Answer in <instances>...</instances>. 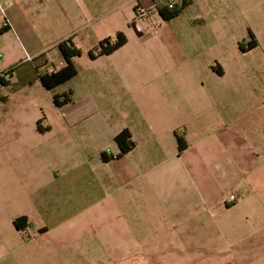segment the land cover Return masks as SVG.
<instances>
[{
	"label": "rangeland",
	"instance_id": "obj_1",
	"mask_svg": "<svg viewBox=\"0 0 264 264\" xmlns=\"http://www.w3.org/2000/svg\"><path fill=\"white\" fill-rule=\"evenodd\" d=\"M156 1H160L158 5L179 2L68 0L67 7H56L52 0L44 1L47 5L39 7L37 1L23 0L22 11L29 12V21L0 33V75L7 81H0V96L7 97L4 105H0V167L15 162L11 158L7 162L5 152L17 158L25 152V167L33 166L27 149L33 143L30 132L35 119L69 115L64 104L53 105L50 95L73 81L46 89L37 76L62 65L56 42L67 36L80 51L73 57L79 75L90 66L103 72L112 65L123 71L160 67L193 69V79L206 91L215 87L225 102L218 110L220 118L226 115L235 123L247 118L243 131L247 130L249 144L262 142L264 153V105L256 103L264 96V0H192L184 13L168 21L154 13ZM19 3V0H0L3 10ZM208 4L220 8L205 10ZM138 5L152 11L135 15L133 8ZM193 14L207 24L215 23L221 37L217 41L209 40L204 27H189L187 22ZM1 16L0 12V19ZM174 23L181 31L187 27L184 33L178 32L183 44L178 47L188 57L185 62H180V52L168 34ZM116 30L123 32L125 42L110 55L91 61L87 50L102 37L112 40ZM15 33L23 43L22 50L13 61L5 63V46L17 40ZM254 36L258 40L255 47L246 51L237 48L236 40L248 43ZM213 58L225 69L221 77L207 67ZM103 75L102 85L98 82L96 91L101 90L100 86L108 90L109 76ZM188 84H193L192 78ZM113 115L112 112L109 116ZM254 164L252 156L248 162L250 168L241 173L235 169L213 173L207 186L203 184L197 190L202 211L195 217L186 216L181 222L163 218L154 200L146 204L138 201L131 208L121 207L116 220L101 222V218L78 216L62 222L60 214L69 215L76 205L67 206L64 196H59L54 207L65 206L67 213L55 211L56 215L43 222L50 227L46 234L38 233L33 225L20 230L12 218H8L6 228L3 223L0 248H7L8 252L0 256V264H46L48 251L35 252L36 248H52L51 264H264V163L258 170L251 168ZM229 193L235 195L231 203L226 202ZM140 195L138 191V200ZM214 195H218L220 205L212 203L210 197ZM188 206L184 204V209Z\"/></svg>",
	"mask_w": 264,
	"mask_h": 264
},
{
	"label": "crops",
	"instance_id": "obj_2",
	"mask_svg": "<svg viewBox=\"0 0 264 264\" xmlns=\"http://www.w3.org/2000/svg\"><path fill=\"white\" fill-rule=\"evenodd\" d=\"M34 1L40 7L47 5L44 1L52 0ZM185 1L187 3L176 15L165 20L177 18L193 2ZM19 2L3 10L8 21L5 31L29 21V12L24 14L22 11L23 0ZM156 2L153 3V11L160 16L156 7L160 1ZM167 2L178 5L173 1ZM55 5L67 7L68 0H55ZM216 7L208 4L205 10H215ZM148 10L149 13L152 11L151 8ZM206 22L193 14L187 24L192 28L204 27L208 30L206 34L209 40L217 41L221 37L218 33L220 28L215 23ZM173 25L168 34L180 52V62H185L188 57L178 47H183L178 39L181 28L177 27V23ZM186 28H182L181 32L184 33ZM15 36L17 40L13 39L4 45L5 63L13 61L14 56L22 50L23 43L16 33ZM253 40L255 45L250 48H246L247 43L236 40L237 48L240 51L249 50L258 44L256 36ZM238 43L243 49L238 47ZM114 50L88 57L91 61L97 60ZM207 67L216 76L221 77L225 73L216 58L208 62ZM104 73L109 76L108 90L100 86L101 90L96 91V84L99 82L102 85ZM194 73L191 68L170 67L144 70L129 68L123 71L112 65L105 72L90 66L79 75L76 69V73L70 77L73 81L71 85L57 91L71 90L70 101L64 103L69 115L44 120L37 117L39 128L35 125L37 118L34 121L30 132L33 143L27 149L33 159V166L25 167V152L20 158L10 152L3 154L7 162L10 158L15 162L0 167V228H3V223L7 227L8 218L23 215L25 219L20 230L33 225L38 233L46 234L50 227L43 225V222L56 215L55 211L66 212L65 206L54 207L59 196H64L67 206L76 205L69 215L60 214L62 222L78 216L101 218V222L116 220L121 215V207L131 208L138 201L146 204L152 200L160 207L163 218L181 222L186 216L195 217L202 211L197 190L203 184L207 186L213 173L230 169L241 173L250 168L248 162L252 156L255 164L251 168L257 169L264 163L263 145L262 142L249 144L245 134L247 130L244 128L243 131L247 118H240L237 123L226 115L220 118L218 110L223 107L224 101H221L218 90L215 87L204 90L202 84L193 79ZM189 78H192L193 84L187 85ZM6 99L0 96V105L3 106ZM259 102L264 105V96L256 101ZM112 112L114 115L110 117ZM123 127L129 130L132 147L118 157L102 160L100 152L113 154L117 151L113 135ZM174 132L185 141L184 148L179 152L176 151ZM138 191L141 192L139 200L136 196ZM210 198L212 203L220 205L218 195ZM184 204L189 205L187 210ZM47 251L46 264H51L52 248L35 249V252ZM6 252L7 248H0V256Z\"/></svg>",
	"mask_w": 264,
	"mask_h": 264
},
{
	"label": "trees",
	"instance_id": "obj_3",
	"mask_svg": "<svg viewBox=\"0 0 264 264\" xmlns=\"http://www.w3.org/2000/svg\"><path fill=\"white\" fill-rule=\"evenodd\" d=\"M187 3L185 0H180V3L177 6L166 7L165 5H157V11L163 19H168L176 15L180 9ZM135 7V6H134ZM134 9V8H133ZM8 28V25L0 27V33L5 31ZM125 42V36L122 31L116 30L114 32V38L109 39L108 36L102 37L97 40L96 44L87 50L89 57H95L100 54L109 53L112 50L116 49ZM255 45L253 38H251L246 48H250ZM56 47L63 59L61 66L55 69L45 70L37 74L40 84L46 89H54L58 84H61L76 73V67L73 61V57L80 53L79 48L74 45L70 36L62 38L56 42ZM238 47L243 49L242 46L238 43ZM213 67V66H212ZM220 72V70H217ZM4 80V81H3ZM0 81L7 83V81L0 75ZM51 101L55 106H61L64 103L70 101L71 99V90L67 89L66 91L57 92L53 91L50 95ZM35 125L39 128V118L35 121ZM176 140V151L179 152L185 146V141L182 136L174 132ZM113 140L117 146V151L115 153H109L102 151L100 152V158L102 160H107L112 157H118L133 145V141L130 138L129 130L126 127L121 128L113 135ZM25 217L23 215L16 216L13 218V223L16 227H20L24 224Z\"/></svg>",
	"mask_w": 264,
	"mask_h": 264
},
{
	"label": "built area",
	"instance_id": "obj_4",
	"mask_svg": "<svg viewBox=\"0 0 264 264\" xmlns=\"http://www.w3.org/2000/svg\"><path fill=\"white\" fill-rule=\"evenodd\" d=\"M179 3H180V0H179ZM179 3H178V4H179ZM164 5H165L166 7H168V8L174 6V4L171 3V2H167V3H165ZM133 10H134L135 15H138V16H142L143 13H145L146 11H149V10L144 9V8H143L142 6H140V5L136 6ZM0 12H1V14H2L1 19H0V27L5 26V25H8V21H7V19H6V18L4 17V15H3V9H2L1 6H0ZM234 200H235V195H234L233 193H229V194L227 195L226 202H230V203H231V202H233Z\"/></svg>",
	"mask_w": 264,
	"mask_h": 264
}]
</instances>
